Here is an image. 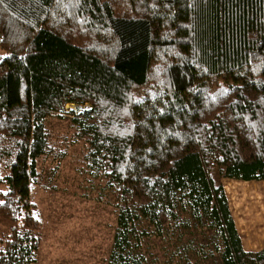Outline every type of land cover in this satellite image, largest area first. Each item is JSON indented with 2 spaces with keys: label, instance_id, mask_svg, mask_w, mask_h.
<instances>
[{
  "label": "trees",
  "instance_id": "obj_1",
  "mask_svg": "<svg viewBox=\"0 0 264 264\" xmlns=\"http://www.w3.org/2000/svg\"><path fill=\"white\" fill-rule=\"evenodd\" d=\"M68 104L89 107L74 140L114 193L108 264H146L150 240L179 245L173 264H264L220 182L264 181V0H0V264H36L44 121ZM197 228L209 254L182 245Z\"/></svg>",
  "mask_w": 264,
  "mask_h": 264
},
{
  "label": "rangeland",
  "instance_id": "obj_2",
  "mask_svg": "<svg viewBox=\"0 0 264 264\" xmlns=\"http://www.w3.org/2000/svg\"><path fill=\"white\" fill-rule=\"evenodd\" d=\"M65 31L68 32L66 27ZM91 39L94 38L90 35L81 38L84 44L94 46L96 42ZM88 109L68 104L60 117L44 121L53 141L50 151L36 162L37 182L30 194L40 221L36 264H108L115 231L114 193L92 174L95 171L89 168L84 144L74 140L77 127L73 117ZM220 182L229 209L236 210L239 217L248 221L264 214L260 211L264 207L263 195L252 188L264 185V181L221 179ZM249 188L253 189L250 200L245 195ZM188 240L196 248L202 247L206 254L214 250L215 237L209 231L191 230L182 236V245L186 246ZM144 242L141 252L146 264H173L169 256L179 246L174 240ZM200 256L188 253V259L196 260L194 264H221L216 253L205 259Z\"/></svg>",
  "mask_w": 264,
  "mask_h": 264
},
{
  "label": "crops",
  "instance_id": "obj_3",
  "mask_svg": "<svg viewBox=\"0 0 264 264\" xmlns=\"http://www.w3.org/2000/svg\"><path fill=\"white\" fill-rule=\"evenodd\" d=\"M253 189H259L260 193L263 195L264 200V185H254ZM247 189L245 195L248 196L253 192V189ZM235 229L240 237L241 245L244 251L247 252H257L264 248V214L261 217L255 216L254 219H249L246 221L243 217H239L236 210L229 209ZM260 211H264L261 209ZM235 215V216H234Z\"/></svg>",
  "mask_w": 264,
  "mask_h": 264
}]
</instances>
